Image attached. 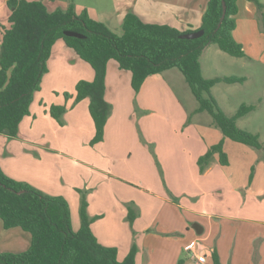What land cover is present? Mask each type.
I'll list each match as a JSON object with an SVG mask.
<instances>
[{
  "label": "crops",
  "instance_id": "crops-1",
  "mask_svg": "<svg viewBox=\"0 0 264 264\" xmlns=\"http://www.w3.org/2000/svg\"><path fill=\"white\" fill-rule=\"evenodd\" d=\"M43 2L49 11L56 10L54 5L51 6L44 0ZM261 3L264 4V0H261ZM109 4L114 10L111 16L117 19L116 23L121 27V31L124 18L128 14H134L146 24L166 25L188 33L200 29L208 0H109ZM238 6L237 27L233 35L236 41L243 45L247 57H231L210 45L203 52L201 65L206 79L212 77L205 75V70L215 71L217 77H245L247 81L238 84L244 86L249 80V68L264 70V20L256 4L248 0H238ZM83 9H80L81 12ZM11 13L6 0H0V53L4 37L2 26L6 29L11 27ZM88 13L96 21H101L97 13V16H93L89 11ZM104 16L106 15L102 14V18ZM71 51L73 50L62 40L54 45L53 56L49 60V71L43 78L40 90L42 92L37 93L33 100L31 115L21 122L18 137L12 139L0 135V167L7 176L26 182L47 194L64 198L74 191L76 186H93L95 182L100 181L95 176L92 179L84 175L65 184V142L54 147V143L49 140L51 131L57 129L54 118L49 113L50 107L63 102L60 96L43 94L73 91L79 80L92 82L95 79L94 70L86 68L77 53L73 54ZM56 53L58 55H54ZM65 58L70 61L79 59L76 64L81 65L82 69L71 72V65ZM171 71L149 77L140 91L141 94L149 89L147 95L157 97L160 106L165 101V91L169 89L164 83H170L169 81L174 80L173 77L177 78L170 74ZM128 73L120 70L115 61L108 63L105 92L108 102L112 97L109 96V84L114 81L116 85H123L125 82L128 87ZM166 75H170L169 79ZM168 85L174 91L167 93V96H174V92L177 94L174 87ZM177 97L180 110L183 101ZM117 99L118 96L113 102ZM126 99L124 105L128 112L132 103H127ZM255 100L258 110L262 111L264 99L257 97ZM88 105V102L79 103L75 108L77 113L71 112L75 122L79 123L80 115L84 120H88ZM150 127L143 128L150 131V137L156 133L158 136L160 131H151ZM152 127L160 130L161 126ZM245 129L252 132L251 129ZM184 130L188 136L179 141L154 143L163 177L157 170L155 158L151 156L148 145L138 144L133 137L135 127L118 128L117 132L125 135V141L114 144L115 148L106 151L107 156L116 162L112 167L123 162L127 151H130V154L135 149L140 151L137 154V165L126 164L125 173L116 170L115 174H121L123 180L134 185L144 184L158 194L155 191L153 193V190L149 191L151 194L136 192L132 185L126 190L127 203L137 202L141 218H144L145 214L149 215V220L139 219L130 227L127 209L116 206L111 200L112 194L107 191L103 194L96 191L89 199L91 201L88 212L93 218H102L92 223L93 234L100 244L117 248L120 262L124 261L136 244L138 253L135 264H179L180 261H183V264H200L191 249L207 257L204 264H214V252L218 254L221 264H264V161L261 153L225 138L213 125L211 117L195 121L194 125H189ZM181 131V128L177 129V133ZM112 132V128L106 125L105 138L100 143H108ZM255 134L264 142V125H259ZM221 141L224 142V152L228 156L229 165L222 166L219 155H215L210 166L201 172L199 158ZM117 146L124 151L119 152ZM133 154L134 152L131 155ZM24 155L25 159L22 158ZM90 162H94L95 166L99 164ZM69 163L77 166L79 159L75 157ZM166 190L175 199L167 197ZM138 193L144 195L147 200L144 202L141 198L138 199ZM152 198L159 200L160 206L152 208L153 206L149 205V202L155 205ZM194 225L203 231L197 233ZM30 245V234L20 228L6 230L0 219V253L18 254L28 250Z\"/></svg>",
  "mask_w": 264,
  "mask_h": 264
},
{
  "label": "trees",
  "instance_id": "trees-1",
  "mask_svg": "<svg viewBox=\"0 0 264 264\" xmlns=\"http://www.w3.org/2000/svg\"><path fill=\"white\" fill-rule=\"evenodd\" d=\"M248 1L257 5L264 20L261 0ZM6 2L12 13L9 19L11 27L6 29L2 26L0 135L12 139L18 137L20 124L31 115L34 95L41 90L43 78L49 71L53 47L62 40L95 72L94 81L77 83L75 96V104L90 99L89 112L95 125L93 144L105 138L112 111V105L105 98L107 67L110 61H115L120 70L131 73L132 88L137 94L149 77L173 69L180 71L198 102L194 114L210 115L213 125L225 138L255 149L264 161V142L260 136L237 124L239 119L255 111L257 105L242 104L236 113L229 115L213 96L216 85L243 84L246 78L225 76L206 79L202 73L201 57L210 45H216L231 57H247L243 45L233 35L237 27L238 0H225L227 11L220 27L223 1L208 0L202 25L197 30H204V35L194 40L181 39L185 33L173 27L146 24L134 14L124 18L122 34L118 35L104 23L92 19L87 10L78 14L72 4L64 10L49 11L42 0ZM65 31L82 34L85 38L66 36ZM65 97L69 99L71 95L66 93ZM66 110L65 106L54 105L49 113L61 123ZM215 155H219L222 166L229 165L224 142L221 141L199 158L201 172L210 166ZM81 194V226L75 232L70 205L64 197L52 196L26 182L10 178L0 167V219L3 226L6 230L20 228L31 236L28 250L18 254L0 253V264H135L136 244L120 262L117 248L98 242L91 230L94 219L88 212L87 197ZM133 208L134 204L128 213L132 225L135 221ZM213 260L214 264H221L216 252Z\"/></svg>",
  "mask_w": 264,
  "mask_h": 264
},
{
  "label": "rangeland",
  "instance_id": "rangeland-1",
  "mask_svg": "<svg viewBox=\"0 0 264 264\" xmlns=\"http://www.w3.org/2000/svg\"><path fill=\"white\" fill-rule=\"evenodd\" d=\"M44 1H47L48 4L51 6L54 5L56 9L60 8L63 10L67 9L72 4L75 6L76 12L78 14L81 13L80 9L86 8L88 9L87 11L93 14V16H97L98 14L97 17L101 18V21L99 22H102L104 24L106 23L105 25L109 27L114 33L118 35L122 34L121 27H119V25L116 23L117 19L116 18L113 19L111 16L113 15L114 10H113V6L109 4V0H44ZM102 14L103 15L105 14L106 16L102 18ZM213 46L215 49L218 48L216 45ZM71 52L75 54L74 50ZM54 55H58V53ZM52 56H53V51L51 57ZM54 59L57 60V58ZM65 60L69 63V65H71L70 68L71 72L76 71L79 68L82 69L81 65L78 66L76 64L77 61H79V59H77L76 61L71 59L70 61L69 58H65ZM83 64L84 66H86V68L92 70V67L88 63H85L83 61ZM48 68H49V62H48ZM257 69L258 68H253V67L249 68L248 70L249 80L247 84H245L244 86H240L238 84L227 85L225 83H221L214 87L213 96L215 97L216 101L218 102L222 110H224L229 115L230 114L233 115L234 113H236V111L239 109V107L242 104L257 105L256 104L257 101L255 100L257 97H261V99H264V70L262 69L257 70ZM170 74H174V76H176L177 78L173 77L174 78L173 81H169L170 83H164V85H166V87H168L169 89L165 91L166 93L165 101L162 104H160V106L157 97L155 96L151 97L147 95L149 89L147 91H144V93L142 94L141 92L138 94L135 93V91L132 88V78L129 73L128 76L130 77V80L128 81V87L125 85V82H123V85L122 84L116 85L117 83L114 81H112V83L109 84V88H110L109 96L112 97L110 99V102L108 101L107 102L112 105V111L109 116L107 126L112 128L113 132L110 141H108V143L106 144H105L106 141H104V143L93 144L95 137V128L91 116L89 114L90 99H85L80 102V104L82 102H88L89 104L88 108H86V114L88 120H84L83 116L80 115L78 116L79 123L74 121L71 112L74 111L76 114L77 110L75 108L77 107V105H79V103L75 104L77 84H75L73 91L65 90L64 92L61 93L54 92L53 94L51 93L43 94V96H55V97L60 96L62 98L63 103L59 104L58 106H65L67 108L66 113L61 120V123H59L56 119H54L57 129L51 131L49 135V140L54 143V147H58L59 143L65 142V184L69 183V181L73 180L76 177H80L84 175L88 176L87 178H92L95 176L96 178L100 179L99 182L94 181L95 184L93 186H87V185H84L83 187L76 186L74 191H71V193H68L67 196H65V199L70 205L71 223H72V228L75 232H77L81 226V219H80L81 198H82L81 193L86 195L88 203L90 205L91 200L89 201V199L90 197L91 198L93 197L96 191L102 194L107 191L109 194H112L111 200L114 201V204L116 206L119 207L123 206L127 209V215L129 213V208L134 204L133 211L135 213L133 214L135 217V221H138L139 219L141 221L149 220L148 214H145V217L141 218L142 215L137 209L136 201L132 200L134 202L127 203L125 193L127 189L131 188V185L132 187L136 188L134 189L136 190V192L142 191L145 194H148L149 191H152L153 189L151 190V188H148L146 185L141 183H136L134 185L132 183L126 182L125 180H123V178L120 177L121 174L118 173L115 174L116 170H118L119 173L120 172L125 173L127 169H124V165L126 164L137 165V161H138L137 154L140 150L138 149L132 150L131 154L134 152L133 155L130 154V151H127V154L123 158V162H121L115 167L112 166H114L116 162L112 161L110 157L107 156L106 151L110 150L111 148H115L116 145L114 144H118L119 142L125 141V135L122 133H118L117 132L118 128L126 127V126H134L135 131L137 133L136 132L133 133V135H135L133 137L138 142V144L142 143L143 145H148L151 156L152 157L154 156L155 158L156 161L155 165L157 167V170L159 174L161 173V175L164 177L162 166L155 152L156 146L154 143L156 141L159 142L179 141L180 139H183V137L188 136L186 130L184 129L187 128L189 125H194L195 121L210 118V115H208L207 113L201 115L194 114L195 111L194 109L198 107V102L195 99L191 89L187 85L183 74L176 69H173ZM205 75L209 77L211 76L213 78L217 74L215 71L206 72L205 70ZM166 76L167 78L170 77V75H166ZM79 81H87V80L82 79ZM168 84H170L172 88L174 87L177 94H175L174 92V96H170V95L167 96V93L169 94V92L173 90L170 88ZM156 88L157 87H155V89ZM106 91H107V86H106ZM41 92L42 91H39L37 93H41ZM37 93L34 95V99ZM66 93L71 95L69 99L65 97ZM116 96H118V99L115 102H113ZM177 96H179L180 99L183 101V103L181 102V104L184 108L181 106L180 110L178 109L180 104H178L179 99ZM125 99L127 100V103L130 102L132 103L133 106V107L131 106V109L128 112L125 110V105H124ZM69 103L70 106H68ZM139 104H141V106ZM262 108H263L262 111L258 110V105H257V109L255 111L250 113L248 116L238 120L237 123L238 126L242 129L245 128L251 129L252 130L251 133L255 134L259 125H264V105ZM187 111H188V115H187ZM145 126H151L150 127L151 131H160V133L158 134V136L156 133V134H152V137H150L149 136L150 131H146L143 128ZM152 126H161V127L160 130H155ZM178 128H181L183 131L177 133ZM148 136L150 137L149 139L147 138ZM117 150L119 152L124 151L119 146H117ZM75 157L79 159V164L77 166H75L72 163H69ZM22 158L25 159L26 156L24 155ZM142 159L143 156L141 157L140 163L142 162ZM90 161H95L98 162L99 164L95 166L94 162H90ZM154 191L155 190H153V193ZM156 194H158V192ZM165 195L169 198L175 199L173 195H171L170 192H168V190L165 191ZM142 196L144 195H139L138 193V199L141 198L145 202L147 199L145 196L144 197ZM153 198L152 200L155 202V205L150 204V202L149 205L153 206L152 208L155 207L157 208L158 206H160V201L157 200L156 198L154 200ZM96 217L97 218L91 217V219H95L93 220V222L102 218L100 216H96ZM127 218H129V216H127ZM135 221H133V225L136 224ZM128 223L130 227H133L130 220H128Z\"/></svg>",
  "mask_w": 264,
  "mask_h": 264
},
{
  "label": "water",
  "instance_id": "water-1",
  "mask_svg": "<svg viewBox=\"0 0 264 264\" xmlns=\"http://www.w3.org/2000/svg\"><path fill=\"white\" fill-rule=\"evenodd\" d=\"M222 1H223V15L221 17V20H220L218 27L221 26V23L223 22V20L226 16V11H227L226 2H225V0H222ZM65 35L69 36V37H75V38H81V39L85 38L84 35L76 33V32H72V31H65ZM203 35H204V30H199V31L185 33V34L181 35L180 38L181 39H187V40H194V39L202 37ZM194 228L197 231V233H201L203 231V229L197 228V225H194Z\"/></svg>",
  "mask_w": 264,
  "mask_h": 264
},
{
  "label": "built area",
  "instance_id": "built-area-1",
  "mask_svg": "<svg viewBox=\"0 0 264 264\" xmlns=\"http://www.w3.org/2000/svg\"><path fill=\"white\" fill-rule=\"evenodd\" d=\"M190 251L194 254V257L196 258V260L200 264H204L206 262L207 257L205 255H199V254H197V252L194 249H191Z\"/></svg>",
  "mask_w": 264,
  "mask_h": 264
}]
</instances>
